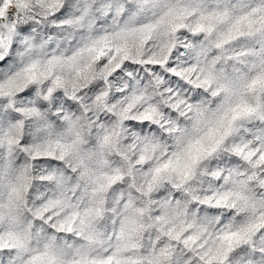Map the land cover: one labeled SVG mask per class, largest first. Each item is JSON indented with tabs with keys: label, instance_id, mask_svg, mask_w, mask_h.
<instances>
[{
	"label": "clouds",
	"instance_id": "1",
	"mask_svg": "<svg viewBox=\"0 0 264 264\" xmlns=\"http://www.w3.org/2000/svg\"><path fill=\"white\" fill-rule=\"evenodd\" d=\"M62 3L69 11L59 21L45 17L37 0L26 13L12 4L0 17L5 35L0 61H6L0 64V204L8 205L13 188L19 189L14 213L21 225L31 226L32 246L39 242L42 248L51 236L61 245L82 242L50 229L34 213L49 206L52 216L62 219L68 203L83 208L94 197L98 179L119 174L102 193L105 212L94 221L100 232L110 233L125 212L143 223L163 216L165 232L179 233L182 240L148 228L141 236L146 258L153 249L157 256L166 249L161 264H264L259 229L250 244L221 250L225 231L264 221V168L253 169L230 151L254 140L245 129L264 135V121L252 119L224 136L228 112L215 83L197 85L194 77L189 83L164 74L157 86L150 69L136 63L150 52L137 55L129 35L151 17L134 16L135 6L127 0ZM121 4L127 11L117 15ZM10 25L15 34L8 43ZM161 39L167 37H154L145 48L152 50ZM187 39L194 45L203 41L190 33ZM184 40L175 34L169 60L188 68L196 62L182 47ZM125 47L131 58L121 60L117 49ZM217 55L213 49L208 59ZM217 68L231 71L224 61ZM145 207L150 211L143 216L134 211ZM6 231V224L0 225V234ZM205 253L210 255L202 259Z\"/></svg>",
	"mask_w": 264,
	"mask_h": 264
},
{
	"label": "snow or ice",
	"instance_id": "2",
	"mask_svg": "<svg viewBox=\"0 0 264 264\" xmlns=\"http://www.w3.org/2000/svg\"><path fill=\"white\" fill-rule=\"evenodd\" d=\"M135 6L134 16L146 15L151 22L139 29H133L129 35L137 42V55L149 51L146 59L136 63H143L153 76L155 84L161 83L160 76L172 75L173 79L182 78L192 83L194 77L197 85L215 83L217 90L222 91L228 112V127L224 136L229 135L235 127L244 122L258 119L264 121V0H127ZM43 9L45 17L50 16L54 21L63 20L69 11V5L62 0H37ZM14 4L22 13L31 8V0H3L0 4V17L4 16L9 5ZM127 11L124 5L117 7V15ZM7 42L11 43L15 34V26H7ZM27 25L26 28H30ZM21 28L20 31H25ZM179 32L185 36L182 47L190 50L195 65L184 68L174 66L169 57L175 47V34ZM203 41L194 45L187 39V34ZM154 37H167L159 43L152 44V50L145 48V43ZM5 42V35L0 32V46ZM14 49L15 44H11ZM215 49L220 53L211 60L208 53ZM122 53V55H121ZM117 56L121 60L131 58V53L125 47L117 49ZM116 57H113L115 60ZM224 61L231 65V71L217 68V62ZM6 61H0V64ZM116 68L120 63L115 64ZM52 91V89H49ZM216 92H213L215 95ZM141 99V98H138ZM148 99V97H143ZM177 105H173L176 107ZM151 111H154L152 109ZM145 119L151 115L145 113ZM254 137L246 142L233 145L230 151L247 162L253 169L264 168V135H259L245 129ZM223 139V137H222ZM8 142L12 143L9 136ZM254 143L257 146H254ZM159 173V169H156ZM255 178L254 176L249 177ZM121 179L120 175L105 176L97 180L94 197L81 208L77 204L68 203L70 211L58 219L48 211L49 206L38 209L34 215L62 234L67 233L69 239L77 238L69 243H57V238H46L43 247L32 246L30 233L19 223L14 213V202L19 199V189L13 188V196L9 197V204H0V225H5L7 231L0 234V264H161V257L167 256V250L161 249L156 255L153 249L152 257L146 258L142 249L141 236L148 228H159L170 239L177 242L182 240L179 233L165 232V217L157 216L151 223H143L129 216L125 212L118 220L113 221L111 232H100L94 221L105 212L102 193L107 186ZM155 180V177H154ZM264 183V181H261ZM152 185H149L151 190ZM151 203V202H149ZM126 207H131L128 205ZM140 216L150 210L145 208L134 210ZM264 231V221H252L241 225L236 231H225L221 237V250L225 253L235 246L250 244L255 232ZM189 238L183 240L188 244ZM247 251V249H241ZM205 253L203 258L209 256ZM5 257L7 261L5 262ZM215 257H213L214 259ZM211 264V261H208Z\"/></svg>",
	"mask_w": 264,
	"mask_h": 264
}]
</instances>
